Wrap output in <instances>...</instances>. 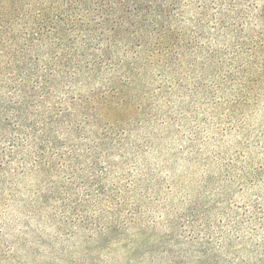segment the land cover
Wrapping results in <instances>:
<instances>
[{
  "label": "trees",
  "instance_id": "obj_1",
  "mask_svg": "<svg viewBox=\"0 0 264 264\" xmlns=\"http://www.w3.org/2000/svg\"><path fill=\"white\" fill-rule=\"evenodd\" d=\"M225 105L250 142L249 170L224 165L241 202L227 211L221 166L215 189L169 208L145 177L147 130ZM153 188L178 228L154 264H264V0H0V207L60 205L49 217L109 242ZM217 217L213 234L190 228ZM234 240L244 252L224 256Z\"/></svg>",
  "mask_w": 264,
  "mask_h": 264
},
{
  "label": "rangeland",
  "instance_id": "obj_2",
  "mask_svg": "<svg viewBox=\"0 0 264 264\" xmlns=\"http://www.w3.org/2000/svg\"><path fill=\"white\" fill-rule=\"evenodd\" d=\"M217 111H206L199 116L192 113L178 117L171 115L167 117L169 123L161 126L158 122L147 130L155 142L153 139L152 148L146 155L145 165L149 174L145 177L158 184L157 190L169 208L187 209V201L182 202L184 198H195L201 188L215 189L219 181L215 183L213 180L209 187L206 181L209 176H219L217 168L221 166L225 174L222 181L228 187L227 196L232 199L226 206L227 211L235 201L241 202L242 194L235 192V195L231 190L230 168L226 166L236 162L237 167L243 165L249 170L250 142L238 131L237 121L232 119L238 114L237 108L225 105L217 107ZM251 126L252 123L247 122V129ZM240 158L242 163L238 164ZM32 184L28 181L22 185L25 188L23 196L30 195ZM255 189L257 187L253 189L256 192ZM148 194L152 200H140L143 208L141 223L134 226L129 235L109 242L100 235L91 236L79 224L66 222L61 217H49L62 209L60 205L46 210L42 206L31 209L23 202L0 207V264H154V241L170 234L174 228V234H177L178 228L171 226L175 212L168 208L159 210L154 204V188ZM24 198L27 197L21 199ZM220 220L219 217L214 221L205 218L190 228L198 233L213 234L220 229ZM234 241L221 250L224 256L233 257L244 252L245 246ZM156 253L161 254L162 250ZM197 257L185 260V264H197Z\"/></svg>",
  "mask_w": 264,
  "mask_h": 264
}]
</instances>
